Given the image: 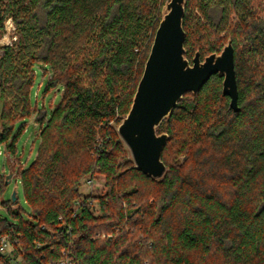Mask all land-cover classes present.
Listing matches in <instances>:
<instances>
[{"label":"trees","instance_id":"1","mask_svg":"<svg viewBox=\"0 0 264 264\" xmlns=\"http://www.w3.org/2000/svg\"><path fill=\"white\" fill-rule=\"evenodd\" d=\"M167 1L0 0V38L7 21L15 27L14 41L0 45V148L16 153L10 139L18 122L39 114L41 124L34 162L12 167L31 215L24 218L11 200V219L0 218V238L9 237L20 264H264L259 0H187L185 57L192 62L199 52L204 60L231 41L240 110L231 108L219 75L186 94L158 128L169 135L164 176L129 171L133 186L156 185L158 193L150 200L127 189L117 128L131 109ZM37 67L48 76L47 91L62 93L47 120L31 107ZM98 174L107 179L106 194L83 197V180ZM5 181L0 174V190Z\"/></svg>","mask_w":264,"mask_h":264},{"label":"water","instance_id":"2","mask_svg":"<svg viewBox=\"0 0 264 264\" xmlns=\"http://www.w3.org/2000/svg\"><path fill=\"white\" fill-rule=\"evenodd\" d=\"M187 0H168L156 31L150 55L134 96L131 109L117 131L131 151L138 168L146 177L160 179L166 172L162 161L169 140L167 132L158 133L164 121L186 94L196 95L214 76L223 77V94L231 99V108L238 112V84L235 70V51L231 41L220 54L201 60L197 52L193 61L186 57V32L183 20ZM13 177L9 164L5 185ZM18 199L12 195V202Z\"/></svg>","mask_w":264,"mask_h":264},{"label":"rangeland","instance_id":"3","mask_svg":"<svg viewBox=\"0 0 264 264\" xmlns=\"http://www.w3.org/2000/svg\"><path fill=\"white\" fill-rule=\"evenodd\" d=\"M258 1V0H256ZM259 3L262 4L263 10L259 9V16L264 11V0H259ZM250 8L254 11L255 6L254 3L251 2ZM233 19L236 17L233 15ZM225 34H222V37ZM15 39V27L11 20L6 23V33L0 38V45H9ZM48 84V76L44 75L43 69L41 67L36 68L35 74V82L33 85V89L31 91L30 100L31 107L36 108L38 112L42 111L43 115L46 114V120L50 117L51 111L53 107L59 104L61 100L62 93L58 90L47 91ZM1 100H0V111H1ZM39 119V114H34L31 117L25 118L23 121L18 122L13 130V134L11 136L10 142L15 140V149L16 153L13 155L8 153L5 145H2L0 150V174L8 175L9 173V164L13 167H24L27 168L34 162L36 159L38 148L40 145V131L41 124ZM124 143V148L126 151L127 157V189L133 188L141 191L144 194L145 198L154 197L158 193V186L151 185L144 182H138L136 186H133L134 181L131 179V171L135 166L134 159L132 157L131 151L128 146ZM176 147V146H175ZM170 160L174 159V148H171L169 153ZM178 160L183 163L185 160L184 156H179ZM16 173V172H15ZM161 179V178H160ZM107 188V179L102 175H97L95 178H86L83 180L80 192L83 197L88 195H94L96 197H100L106 194ZM129 190V191H130ZM13 193H16L18 197L17 203L14 205L12 202L9 203L12 199ZM11 205V208L17 207L21 208V213L24 218H29L31 215V210L28 204L25 201L24 193L20 178L15 174L9 185L4 186L2 190H0V215L3 218L11 219V216L8 212L7 204ZM8 204V205H9ZM9 205V206H10ZM94 211L96 215L100 214V209L98 203H94Z\"/></svg>","mask_w":264,"mask_h":264},{"label":"built area","instance_id":"4","mask_svg":"<svg viewBox=\"0 0 264 264\" xmlns=\"http://www.w3.org/2000/svg\"><path fill=\"white\" fill-rule=\"evenodd\" d=\"M1 153L0 150V154ZM14 175L15 170H13V176ZM0 218L3 217L0 215ZM0 264H20L19 259L15 255L14 246L8 236H2L0 238ZM60 264H66V262L62 261Z\"/></svg>","mask_w":264,"mask_h":264}]
</instances>
